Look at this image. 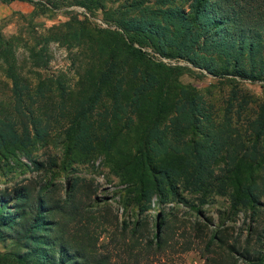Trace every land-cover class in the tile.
<instances>
[{
    "label": "trees",
    "instance_id": "1",
    "mask_svg": "<svg viewBox=\"0 0 264 264\" xmlns=\"http://www.w3.org/2000/svg\"><path fill=\"white\" fill-rule=\"evenodd\" d=\"M156 1L155 6L142 7L136 15L107 19L114 28H97L96 38L77 18L63 24L68 28L81 26L71 39L95 41L98 54L85 72L77 104L61 128L62 144L71 154L75 150L85 154L96 149L111 152L120 129L109 122L99 120L95 124L90 120L96 103L106 97L110 103L107 114L113 122L129 119L131 113L140 123L136 144L128 151L122 168L134 180L143 209L149 207L152 197L159 203L168 194L182 199L178 186L197 194L213 190L225 194L230 190L227 194L232 205L253 207L264 196V97L254 119L247 122L250 143L245 146L227 124H216L210 118L198 95L173 82L178 67L152 60L147 50L159 57L185 60L212 76L264 81V10L259 11L260 6L251 5L250 0ZM182 1H186L185 8ZM142 2L130 0L127 6L134 10ZM36 4L53 9L61 5L58 0ZM70 4L89 12L100 6L95 0H72ZM54 36L51 39L67 43L64 35ZM12 41L0 37V64L11 82L14 108L24 110L27 124L17 123L13 114L0 108V149L12 147L29 158L25 147L32 141H45L56 102L43 94L31 101L37 106L42 99L49 102V114H39L37 108L23 104L26 94L22 90L27 86L19 77ZM44 49L26 46L32 64H45ZM120 57L126 64L144 65L145 71L132 70L130 74L138 78L137 82L127 83L129 73L125 75L119 68ZM173 88H178L177 95ZM160 156L162 160H158ZM29 160L33 168L43 166L41 161ZM219 161L223 165L218 177L213 168ZM259 168L261 183L254 177ZM62 208L44 193L32 195L26 185L0 191V242L12 249L0 252V263L106 264L107 258L95 249L97 230L106 223L92 210L74 203L67 210ZM57 213L72 220L80 232L78 238L63 234V227L53 217ZM249 254L247 248L240 249L241 257ZM252 257L250 264H264V250L255 251Z\"/></svg>",
    "mask_w": 264,
    "mask_h": 264
},
{
    "label": "rangeland",
    "instance_id": "2",
    "mask_svg": "<svg viewBox=\"0 0 264 264\" xmlns=\"http://www.w3.org/2000/svg\"><path fill=\"white\" fill-rule=\"evenodd\" d=\"M38 1L44 4V0H0V37L11 38L16 45L17 71L22 84L27 86L22 90L26 94L23 104L37 108L39 114H49V102L42 99L37 106V102L31 101L37 98L35 95L43 94L50 102H56L48 120L51 129L45 141H32L24 150L30 159L41 161V167L33 168L29 158L18 149H0V191L26 185L32 195L44 193L48 200L63 205V210L71 203L92 210L98 220L106 223L95 235L96 253L107 258L106 264H213L212 260L218 264H250L254 252L264 250V196L253 207L234 206L227 194L230 190L225 194L214 190L197 194L178 186L182 199L168 194L159 203L152 197L149 207L143 209V202L137 200L134 180L122 168L128 151L136 144L140 123L131 113L129 119L113 122L107 114L110 103L106 97L96 103L90 120L95 124L99 120L109 122L120 129L111 152L96 149L85 154L75 150L71 154L62 144L61 128L68 119L67 113L77 104L85 72L98 54L95 41L91 44L80 37L79 41L71 39L81 26L68 28L63 24L77 18L94 36L97 28H114V23L107 19L136 15L142 7H153L157 1L143 0L131 10L127 6L130 0H95L100 6L92 12L70 4L72 0H58L61 5L54 9L36 4ZM250 4H258L263 12L264 0H250ZM181 5L185 8L186 1ZM55 34L64 35L67 43L51 39ZM26 46L35 50L45 48L43 66L32 64ZM147 53L154 61L178 67L173 82L198 95L216 124H227L235 138L249 145L247 122L254 119L262 102L264 81L229 75L216 77L185 60L159 57L149 50ZM121 61L120 57L122 73H129L127 83L137 82L138 78L130 74L132 70L145 71L144 65ZM3 67L0 64V108L13 114L17 123L27 124L22 116L24 110L17 112L14 108L11 82ZM172 93L177 95L178 88H173ZM222 165L223 161H219L214 166V175L221 176ZM261 174L260 168L254 171L258 183L262 182ZM53 217L66 237H79L71 219L61 213ZM242 248L250 251L248 257L240 256ZM4 251L12 249L8 243L0 242V252Z\"/></svg>",
    "mask_w": 264,
    "mask_h": 264
}]
</instances>
